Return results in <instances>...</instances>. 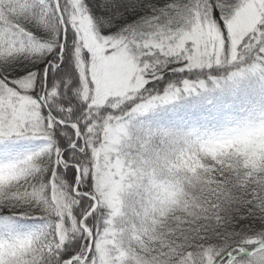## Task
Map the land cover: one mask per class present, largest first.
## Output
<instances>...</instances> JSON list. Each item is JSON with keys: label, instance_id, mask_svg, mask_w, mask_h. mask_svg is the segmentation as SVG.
I'll return each mask as SVG.
<instances>
[{"label": "snow or ice", "instance_id": "6c2138e0", "mask_svg": "<svg viewBox=\"0 0 264 264\" xmlns=\"http://www.w3.org/2000/svg\"><path fill=\"white\" fill-rule=\"evenodd\" d=\"M0 264H264V0H0Z\"/></svg>", "mask_w": 264, "mask_h": 264}]
</instances>
